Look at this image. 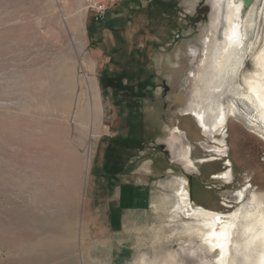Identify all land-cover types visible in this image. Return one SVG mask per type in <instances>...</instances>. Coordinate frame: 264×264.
<instances>
[{"label":"rangeland","instance_id":"1","mask_svg":"<svg viewBox=\"0 0 264 264\" xmlns=\"http://www.w3.org/2000/svg\"><path fill=\"white\" fill-rule=\"evenodd\" d=\"M212 1L0 0V264H212L188 248L176 191L224 212L244 187L264 199L261 133L236 115L210 139L184 113ZM228 160L233 180L212 179Z\"/></svg>","mask_w":264,"mask_h":264},{"label":"bare ground","instance_id":"2","mask_svg":"<svg viewBox=\"0 0 264 264\" xmlns=\"http://www.w3.org/2000/svg\"><path fill=\"white\" fill-rule=\"evenodd\" d=\"M256 1L251 4L243 0L212 1L214 11L209 34L204 37L199 63L191 74L195 85L193 96L184 109V113L192 116L197 127L210 139L221 135L229 117L236 115H243L249 125L264 138V30L260 45L257 40L247 37V28L255 30L257 20L264 17V0L262 11L257 13L253 7ZM247 7L251 10L245 15ZM221 19L226 24L221 39H218L216 31ZM249 56L252 57L254 69L242 74L244 85L239 83L233 89H227L229 81L243 70ZM226 91L238 97L245 109L239 108V102L234 97L227 100V106H224L221 97ZM179 101L182 103L183 98ZM178 133L180 131L176 126L171 129L174 139L180 138ZM182 148L180 160L186 168H195L190 147L186 145ZM209 151H214L220 157L225 152L220 145H214ZM220 157L205 161L221 159ZM229 165L228 160L224 170L215 173L212 179L225 180L228 183L233 175L230 168L227 170ZM247 191V187L238 190L240 207L229 212L193 204L183 187L179 192L176 191V208L178 211L187 212L189 219L181 223L182 230L190 239L191 245L188 248L195 249L197 245L204 252L206 249L213 257L212 264H264V199L253 193L249 201L244 200ZM178 211L175 215L172 212L173 218L178 216ZM196 239L199 240L198 244L195 243ZM235 253L242 256L238 262H235ZM201 260L205 264V254Z\"/></svg>","mask_w":264,"mask_h":264},{"label":"water","instance_id":"3","mask_svg":"<svg viewBox=\"0 0 264 264\" xmlns=\"http://www.w3.org/2000/svg\"><path fill=\"white\" fill-rule=\"evenodd\" d=\"M245 3L249 4L251 2H253L254 0H243Z\"/></svg>","mask_w":264,"mask_h":264}]
</instances>
